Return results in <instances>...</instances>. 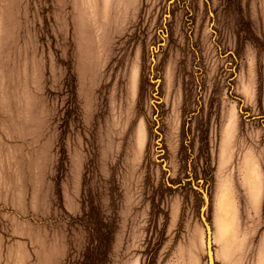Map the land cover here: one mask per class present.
Listing matches in <instances>:
<instances>
[{
    "label": "rangeland",
    "instance_id": "374dc122",
    "mask_svg": "<svg viewBox=\"0 0 264 264\" xmlns=\"http://www.w3.org/2000/svg\"><path fill=\"white\" fill-rule=\"evenodd\" d=\"M233 203L264 237V0H0V264H224Z\"/></svg>",
    "mask_w": 264,
    "mask_h": 264
},
{
    "label": "crops",
    "instance_id": "0c3cea01",
    "mask_svg": "<svg viewBox=\"0 0 264 264\" xmlns=\"http://www.w3.org/2000/svg\"><path fill=\"white\" fill-rule=\"evenodd\" d=\"M250 193L254 201L251 207L257 212L261 189L255 193L251 188ZM244 207H238L233 203L227 226H223L221 220L219 221L216 255H223L224 264H245L246 255H253L248 257L250 264H260L262 261L264 237L258 233L261 225H256L257 221H252L250 222L252 225L247 226L245 210H248V207L246 209Z\"/></svg>",
    "mask_w": 264,
    "mask_h": 264
}]
</instances>
